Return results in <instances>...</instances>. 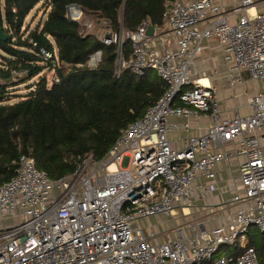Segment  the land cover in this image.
<instances>
[{"label": "built area", "instance_id": "1", "mask_svg": "<svg viewBox=\"0 0 264 264\" xmlns=\"http://www.w3.org/2000/svg\"><path fill=\"white\" fill-rule=\"evenodd\" d=\"M67 18L80 25L81 35L116 47V77L152 70L165 91L103 160L80 157L75 172L62 179L52 180L32 158L20 157L14 178L0 186L1 223L22 218L0 229V264H262L248 236L253 228L264 234V86L247 100L249 116L236 112L226 119L216 88L194 78L193 68L204 42L216 41L231 88L245 82L243 74L264 84V0H172L166 26L154 27L152 37L149 23L135 33H114L109 22L86 17L76 5ZM102 57L98 50L78 67L96 69ZM171 118L186 123L180 127ZM191 118L209 119L206 133L174 149L168 133L190 130ZM234 156L243 158L240 188L215 209L224 222L206 228L201 217L174 225L164 241L158 239L169 231L148 235L133 227L153 216L177 223L196 201L223 193L218 168ZM230 247L234 254L224 251Z\"/></svg>", "mask_w": 264, "mask_h": 264}, {"label": "trees", "instance_id": "2", "mask_svg": "<svg viewBox=\"0 0 264 264\" xmlns=\"http://www.w3.org/2000/svg\"><path fill=\"white\" fill-rule=\"evenodd\" d=\"M171 1L0 0V29L10 36L0 41V186L14 178L21 156L32 158L52 180L74 173L80 157L92 154L103 160L121 132L165 91L152 70L141 77L125 70L116 77V47L81 35L80 25L67 18L68 7L79 6L86 17L109 22L114 33L128 34L144 23L164 28ZM40 4L49 9L46 20L25 29L26 19ZM125 49L129 57V39ZM98 50L103 57L96 69L78 67ZM48 73L53 74L51 85ZM35 78L28 94H17L18 87ZM259 235L260 245L250 240L249 246L264 264V234Z\"/></svg>", "mask_w": 264, "mask_h": 264}, {"label": "crops", "instance_id": "3", "mask_svg": "<svg viewBox=\"0 0 264 264\" xmlns=\"http://www.w3.org/2000/svg\"><path fill=\"white\" fill-rule=\"evenodd\" d=\"M193 74L196 79L202 78V75L205 76L209 74L210 84L216 88L218 93L222 116L226 119L233 118L236 112L242 117L249 116L252 110L247 105V100L249 97L258 94L262 89L260 86V83H262L261 81H251L246 74H243L245 81L243 84L237 86L235 89L229 86L227 67L222 56L221 47L216 41L204 42L203 52L196 61ZM245 85L247 86L245 87ZM169 122L178 124L181 127L186 123V120L183 118H171ZM189 123L191 128L188 131L180 129L178 132L172 131L168 133V135L171 133L177 134L176 140H170L168 136V140L174 149H182L185 140L189 137L205 134L210 125V121L207 118H202L200 120L191 118ZM183 134L187 137L182 138ZM242 162L243 158L234 156L229 159V161L219 165V187L223 193L218 191L204 201H196L193 208L190 209L191 215L184 217V219L188 220L185 223L197 221L199 218L203 217L204 222H206L205 227L212 228L224 222L222 213L216 212L215 209L221 205L223 201L229 200L231 196L234 195L236 189L239 190V168ZM192 217L196 218L193 219ZM181 219L183 218H180V220Z\"/></svg>", "mask_w": 264, "mask_h": 264}, {"label": "rangeland", "instance_id": "4", "mask_svg": "<svg viewBox=\"0 0 264 264\" xmlns=\"http://www.w3.org/2000/svg\"><path fill=\"white\" fill-rule=\"evenodd\" d=\"M231 2H234V0H230ZM49 11V9L47 8L46 5H38L34 11L30 14V16H28V18L26 19L25 22V29L28 30H33L36 28V26L38 24H42L46 18H47V12ZM131 52H132V47H131ZM2 61V59H0V62ZM47 71H45L43 73L46 74ZM202 78L199 79H209V74L208 75H202ZM48 78H49V85H51L52 81H53V74L52 73H48ZM38 80V78L33 79L32 81H30L28 84L26 85H22L20 87L17 88V94L19 95H25L28 94V89L31 85H33L36 81ZM247 85H245L246 87ZM260 86L263 87L264 84L260 83ZM244 87V88H245ZM254 87V86H253ZM250 98V97H249ZM248 98V99H249ZM170 140H176L177 139V134L175 133H171L168 135ZM187 136L185 134H183L182 138H186ZM180 213V212H179ZM193 219L196 217H192ZM22 221V218H16V221L14 219H6L5 224H2L1 220H0V229L3 228H7L10 227L11 225L14 224H19ZM188 221L187 219H178L177 223L173 222V219L171 217H167V216H153L147 219H139L137 220V222H134L133 227L134 228H141L143 230L146 231V233L149 235L152 232H154L155 234H160V233H164L167 232L169 230L172 229V227L174 225H179V224H185V222ZM172 237V232L169 231L168 234L166 235H162L159 237L158 241H164L168 238ZM260 235H259V230L257 228H253L251 229V233L248 236V240H252L254 241L257 245H260L261 243V239H260ZM224 251H227V253H231L234 254L235 250L233 247L230 248H225ZM225 255V252H221L217 259H221L223 258Z\"/></svg>", "mask_w": 264, "mask_h": 264}, {"label": "water", "instance_id": "5", "mask_svg": "<svg viewBox=\"0 0 264 264\" xmlns=\"http://www.w3.org/2000/svg\"><path fill=\"white\" fill-rule=\"evenodd\" d=\"M147 35L149 37H152L154 35V26L149 25L147 27ZM10 38V36H7L3 33V31L0 29V41H7Z\"/></svg>", "mask_w": 264, "mask_h": 264}, {"label": "bare ground", "instance_id": "6", "mask_svg": "<svg viewBox=\"0 0 264 264\" xmlns=\"http://www.w3.org/2000/svg\"><path fill=\"white\" fill-rule=\"evenodd\" d=\"M202 84H205V85H207V84H209V82H208V80L207 79H202Z\"/></svg>", "mask_w": 264, "mask_h": 264}]
</instances>
